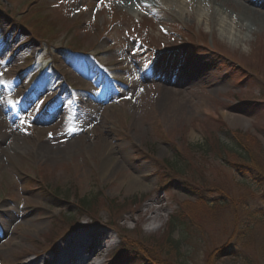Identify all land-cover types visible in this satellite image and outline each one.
I'll return each instance as SVG.
<instances>
[{"label":"rangeland","instance_id":"rangeland-1","mask_svg":"<svg viewBox=\"0 0 264 264\" xmlns=\"http://www.w3.org/2000/svg\"><path fill=\"white\" fill-rule=\"evenodd\" d=\"M170 2L0 0V11L19 14L52 44L15 36L0 13V264L50 257L53 237L62 247L86 226L110 238L93 264H155L144 251L169 264L155 241L166 238L184 202H197L190 190L207 205L185 222L197 245L181 241L184 264H264L261 225L248 223L247 233L241 225L247 208L264 213L263 191L243 184L232 157L207 152L209 143L236 145L241 133L264 155V46L255 41L264 40V24L257 20L236 43L221 36L211 13ZM178 26L202 33L205 49L192 53ZM135 34L154 57H139ZM190 63L207 77L177 84ZM76 196L98 203L95 220L77 216ZM74 215L78 227L70 228L65 220ZM235 248L237 255L228 251Z\"/></svg>","mask_w":264,"mask_h":264},{"label":"bare ground","instance_id":"bare-ground-1","mask_svg":"<svg viewBox=\"0 0 264 264\" xmlns=\"http://www.w3.org/2000/svg\"><path fill=\"white\" fill-rule=\"evenodd\" d=\"M126 3H131L133 0H122ZM137 4H143L147 7L154 8L159 5L160 2L171 1L172 5H176L183 12V7H186L189 4H192L195 9L203 10V12L211 13L217 22V27L221 36H226L228 40L238 43L241 39V32L246 29L247 32L252 30V27L255 26L256 21H259V24H264V12L261 8L264 7V0H242L244 3L238 0H134ZM229 7H236L239 9L238 12L230 14L227 12ZM260 8V9H259ZM254 11V12H253ZM204 18L207 20L206 14H200L199 18ZM200 18V19H201ZM251 23L253 26H249ZM264 28V26H263ZM235 30L237 32H235ZM258 40V41H257ZM256 42H259L264 46V40L257 39ZM195 64H185L179 70V73L184 79L177 82V84H185L187 80L191 82L196 78L197 75L202 74L204 77H207V74L204 69H196ZM201 72V73H199ZM206 74V76H205ZM164 78H167V73L164 75ZM176 84V83H175ZM51 150V149H50ZM50 150H48L50 152ZM55 153V152H54ZM53 153V154H54ZM106 162V161H103ZM117 168V167H116ZM1 227V226H0ZM80 231L71 235L68 240L62 241L61 244L57 247L51 249L50 257L43 258L41 260L37 259L39 256L37 253L30 254V256L35 257L31 258L29 261L24 260V264H93L95 257H98V254L102 250V247L99 246V243L102 241L104 234L97 230H90L88 226L86 228L80 227ZM3 227L1 231L3 233ZM108 238V237H104ZM103 238V239H104ZM60 247V248H59ZM27 255V254H26ZM28 256V255H27ZM100 264V263H98Z\"/></svg>","mask_w":264,"mask_h":264},{"label":"trees","instance_id":"trees-1","mask_svg":"<svg viewBox=\"0 0 264 264\" xmlns=\"http://www.w3.org/2000/svg\"><path fill=\"white\" fill-rule=\"evenodd\" d=\"M47 19V15L46 18ZM56 25V24H54ZM31 35L34 39H38L40 41L44 40L43 38H38L35 36L34 34V29L31 30ZM47 40V38H46ZM51 42V41H50ZM191 43L192 44H198L196 41L194 42L191 39ZM195 48H198V45L194 46ZM197 51V49L195 50ZM232 72V71H231ZM236 140V145L234 144L233 146H229L227 144H223L219 142V148L215 149L213 147H211V144L209 143L207 145V152H211L214 151L216 153V155H219L223 158H230L232 157V160H234V164H231L230 166L232 167V169L237 173V174H242L244 176L243 179V184L249 188V190L251 192H253V190L250 189L249 185L251 186H255V189H257V191H263L262 193H264V155L263 153H260L258 151V154L252 150L250 147H248L247 145H245L243 142L244 141V137L241 135V133H238L237 137H235ZM203 147V145H201V148ZM234 158V159H233ZM263 159V160H261ZM230 160V159H229ZM262 164V165H261ZM176 169V168H175ZM177 170V169H176ZM253 184V185H252ZM186 189H190L189 186H187ZM195 197V203H192L190 201L184 202V205L186 208H183L181 211L176 212L173 216L170 217V219L168 220V230L166 233V238L164 239L161 238L159 240L161 241H155V244H157L156 246L160 247L162 246L163 249H165V256L166 258L161 259V261L167 262L169 264H171L172 262L174 264H184L183 259H182V255L180 254V247L182 245V242H185L188 245L191 246H196L197 245V241L195 240L194 236L192 235V237H190L189 234L191 233H196L194 230L189 231L188 226L186 225V221L191 219L192 221V215L193 213H195L196 211L201 210L203 207H205L207 205L206 202H204L201 206L199 205V201L203 199L202 194H199L198 197L196 196V191L194 190H190ZM76 199L78 200L76 203V213L77 216L79 215H83V216H87L90 217L92 220H95V218H93V216H91V214L97 210V205L98 203L96 201L91 200L88 196L85 198H79L78 196H76ZM111 205H114V208L117 209V213L119 208H121V205H118V203H115L114 201H110ZM245 214L246 217L249 219L245 220L242 222L241 225L246 226L242 232L243 233H247L252 231V225H254V223L256 222V224L261 225V230H263L262 235L264 236V213L260 214L258 212L257 209L254 210H250V209H246L245 210ZM76 215V214H75ZM75 215L74 216H70L66 221V225L68 226H75L74 225V221H75ZM250 223L251 226H247V224ZM181 232L182 233V237L181 240H173L171 237L173 236L174 232ZM184 234V236H183ZM251 234V233H250ZM54 235L52 234V237ZM249 235L246 236V238H248ZM55 237H53V239L51 241L54 240ZM155 239V238H153ZM247 240V239H246ZM163 241V243L161 244V242ZM55 242V241H53ZM246 245V243H245ZM129 248L128 245H124V249ZM263 248H264V244H263ZM229 252H231L233 255H237L239 254L240 250L239 248H235V249H230L228 250ZM261 251V249L259 250V252ZM144 261L145 262H154L155 264H157V258L153 255H149L147 256L146 252L144 251Z\"/></svg>","mask_w":264,"mask_h":264}]
</instances>
